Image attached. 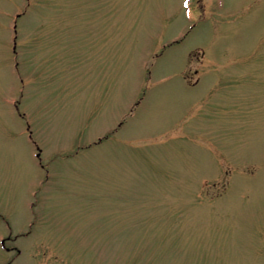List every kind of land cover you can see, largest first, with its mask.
I'll list each match as a JSON object with an SVG mask.
<instances>
[{"label": "rangeland", "instance_id": "374dc122", "mask_svg": "<svg viewBox=\"0 0 264 264\" xmlns=\"http://www.w3.org/2000/svg\"><path fill=\"white\" fill-rule=\"evenodd\" d=\"M0 264H264V0H0Z\"/></svg>", "mask_w": 264, "mask_h": 264}, {"label": "flooded vegetation", "instance_id": "af4514ba", "mask_svg": "<svg viewBox=\"0 0 264 264\" xmlns=\"http://www.w3.org/2000/svg\"><path fill=\"white\" fill-rule=\"evenodd\" d=\"M13 248H7V247H5V250L7 251V252H9L10 250H12Z\"/></svg>", "mask_w": 264, "mask_h": 264}, {"label": "snow or ice", "instance_id": "6c2138e0", "mask_svg": "<svg viewBox=\"0 0 264 264\" xmlns=\"http://www.w3.org/2000/svg\"><path fill=\"white\" fill-rule=\"evenodd\" d=\"M185 6H187V0H185Z\"/></svg>", "mask_w": 264, "mask_h": 264}]
</instances>
